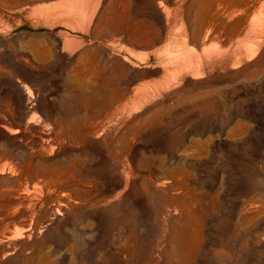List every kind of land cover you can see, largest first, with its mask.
<instances>
[{
	"label": "rangeland",
	"instance_id": "374dc122",
	"mask_svg": "<svg viewBox=\"0 0 264 264\" xmlns=\"http://www.w3.org/2000/svg\"><path fill=\"white\" fill-rule=\"evenodd\" d=\"M0 264H264V0H0Z\"/></svg>",
	"mask_w": 264,
	"mask_h": 264
}]
</instances>
